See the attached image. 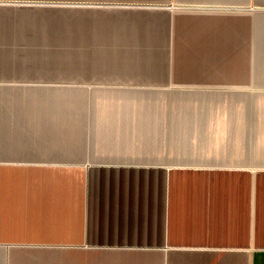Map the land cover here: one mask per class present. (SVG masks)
Here are the masks:
<instances>
[{
    "label": "crops",
    "instance_id": "1",
    "mask_svg": "<svg viewBox=\"0 0 264 264\" xmlns=\"http://www.w3.org/2000/svg\"><path fill=\"white\" fill-rule=\"evenodd\" d=\"M80 1L0 3V264H264V0Z\"/></svg>",
    "mask_w": 264,
    "mask_h": 264
},
{
    "label": "rangeland",
    "instance_id": "2",
    "mask_svg": "<svg viewBox=\"0 0 264 264\" xmlns=\"http://www.w3.org/2000/svg\"><path fill=\"white\" fill-rule=\"evenodd\" d=\"M0 3L24 6L26 9L34 10V14H47L54 19L58 15L73 14V10L82 2L80 0H0Z\"/></svg>",
    "mask_w": 264,
    "mask_h": 264
}]
</instances>
